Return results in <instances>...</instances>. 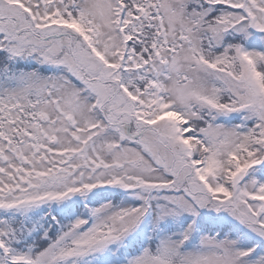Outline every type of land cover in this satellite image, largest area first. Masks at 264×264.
<instances>
[{
  "label": "snow or ice",
  "instance_id": "6c2138e0",
  "mask_svg": "<svg viewBox=\"0 0 264 264\" xmlns=\"http://www.w3.org/2000/svg\"><path fill=\"white\" fill-rule=\"evenodd\" d=\"M0 264H264V0H0Z\"/></svg>",
  "mask_w": 264,
  "mask_h": 264
}]
</instances>
